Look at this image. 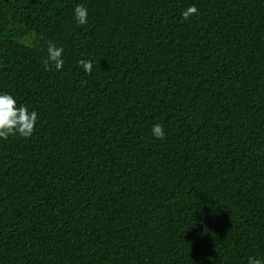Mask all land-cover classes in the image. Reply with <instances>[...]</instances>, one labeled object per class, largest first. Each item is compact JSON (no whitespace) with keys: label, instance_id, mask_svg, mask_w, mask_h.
<instances>
[{"label":"trees","instance_id":"16d2710c","mask_svg":"<svg viewBox=\"0 0 264 264\" xmlns=\"http://www.w3.org/2000/svg\"><path fill=\"white\" fill-rule=\"evenodd\" d=\"M3 94L0 264L264 261V0H0Z\"/></svg>","mask_w":264,"mask_h":264},{"label":"clouds","instance_id":"9594fccd","mask_svg":"<svg viewBox=\"0 0 264 264\" xmlns=\"http://www.w3.org/2000/svg\"><path fill=\"white\" fill-rule=\"evenodd\" d=\"M198 9L193 5L189 6L182 12L184 20H188L192 15L196 14ZM88 10L82 5L78 4L74 8V19L79 25L87 23ZM47 58L44 59L43 64L46 71H51L52 66L56 71L63 68L64 60L61 58L63 48L56 47V45L49 41L47 45ZM78 64L83 67L87 74H91L93 64L89 60L81 59ZM38 118V113L33 110L29 111L27 107H17L16 100L9 94L0 95V138L7 139L10 135H19L23 138H28L35 130V123ZM152 134L158 139H164L163 126L155 124L152 128ZM248 264H264V261L258 258L249 257Z\"/></svg>","mask_w":264,"mask_h":264}]
</instances>
